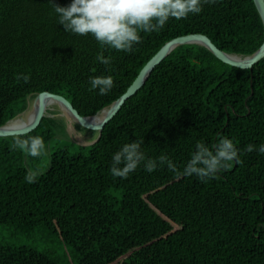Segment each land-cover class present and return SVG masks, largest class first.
<instances>
[{"label":"trees","instance_id":"obj_1","mask_svg":"<svg viewBox=\"0 0 264 264\" xmlns=\"http://www.w3.org/2000/svg\"><path fill=\"white\" fill-rule=\"evenodd\" d=\"M70 3L0 0V128L42 93L95 116L176 38L205 35L240 56L264 43L253 0L205 4L198 15L141 33L129 53L64 32L53 5ZM101 52L109 65L96 61ZM108 75L114 86L107 95L89 90L90 77ZM63 131L43 118L27 135L0 138V264H264V60L242 70L205 47H178L97 143L63 141ZM34 136L45 143L40 157L11 146ZM223 138L232 140L239 162L206 183L166 164L148 173L142 162L127 179L109 172L111 156L127 143L140 141L146 160L163 155L182 172L197 143L214 150ZM29 170L39 172L35 183L24 180Z\"/></svg>","mask_w":264,"mask_h":264},{"label":"clouds","instance_id":"obj_2","mask_svg":"<svg viewBox=\"0 0 264 264\" xmlns=\"http://www.w3.org/2000/svg\"><path fill=\"white\" fill-rule=\"evenodd\" d=\"M217 0H71L66 7L54 6L56 22L64 32L74 36L91 37L101 49L129 53L134 45L141 42V33L157 32L164 28L170 19L176 21L189 15L201 13L205 4L214 5ZM96 61L103 65L110 64V58L103 53L96 56ZM18 79H29L21 75ZM89 90H98L101 96L107 95L114 86L112 76L90 77ZM12 148L22 151L32 158L46 154L45 143L40 136L17 138ZM182 172H177L175 165L165 156L158 160L145 158L141 151V142L124 144L111 156L109 172L113 178L127 179L143 162L144 170L152 173L158 165H165L178 176H195L201 183L212 180L231 162H239L238 149L232 140L223 138L210 150L202 143H197ZM253 145L247 146L252 152ZM258 154L264 155V144L258 146ZM39 172L29 170L24 180L35 183Z\"/></svg>","mask_w":264,"mask_h":264},{"label":"water","instance_id":"obj_3","mask_svg":"<svg viewBox=\"0 0 264 264\" xmlns=\"http://www.w3.org/2000/svg\"><path fill=\"white\" fill-rule=\"evenodd\" d=\"M253 1L264 27V0ZM184 45H199L205 47L223 63L242 70H252L256 64L264 60V43L254 54L249 56H240L228 54L221 51L205 35H188L176 38L166 43L162 47V49L144 66L136 80L129 87L125 94H123L116 102H114L109 107L104 108L95 116L82 117L79 112L73 107V105L69 103L66 99L50 93H42L38 94L32 100L33 102H37L38 104L34 118L26 126L14 130L7 129L8 125L17 120L21 115L25 114L29 110V102L31 101V98H29L27 110L20 114L17 118L13 119L12 121H9L5 126L0 128V138L27 135L33 132L38 127L43 118H50V116H47L45 114V107L41 105V103L47 99L52 100L59 104L61 107H63L75 121V124L79 127L90 131H96V133L98 134L97 139L94 143L88 144L86 146L94 145L102 138L104 127L120 112L126 102L129 101L134 95H136V93L145 85V83L147 82L153 71L156 69V67L160 65L175 49ZM102 113L104 114V116L98 123L90 122V119L96 118Z\"/></svg>","mask_w":264,"mask_h":264},{"label":"bare ground","instance_id":"obj_4","mask_svg":"<svg viewBox=\"0 0 264 264\" xmlns=\"http://www.w3.org/2000/svg\"><path fill=\"white\" fill-rule=\"evenodd\" d=\"M41 105H43L45 107V114L47 116L50 115V111L58 110L59 112H61V114H63V117L71 125L72 130H73L74 134L76 135V139H78L80 143L85 144V140L82 138L81 135H79V133L74 128L75 127L74 126L75 121L72 119V117L69 115V113L63 107H61L56 102H54L52 100H47V99L44 102H42ZM37 107H38L37 102L30 101L29 102V110L25 114L21 115L17 120H15L10 125H8L7 129L14 130V129L26 126L34 118L35 112L37 111ZM103 116H104V114L102 113L98 117L90 119V122L91 123H98L102 119Z\"/></svg>","mask_w":264,"mask_h":264},{"label":"rangeland","instance_id":"obj_5","mask_svg":"<svg viewBox=\"0 0 264 264\" xmlns=\"http://www.w3.org/2000/svg\"><path fill=\"white\" fill-rule=\"evenodd\" d=\"M49 116L50 118L57 120L58 123H60L61 126H63L64 128L63 133L59 135L60 139H63V141H67V140L72 141L79 146L84 145V143H80L79 140L76 139V135L74 134L71 125L63 117V114H61V112H59L58 110L50 111ZM74 126H75L74 128L79 133V135H81L82 138L85 140L84 146L94 143L95 140L97 139L98 134L96 133V131H90V130L83 129L76 124H74Z\"/></svg>","mask_w":264,"mask_h":264}]
</instances>
